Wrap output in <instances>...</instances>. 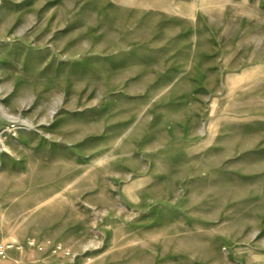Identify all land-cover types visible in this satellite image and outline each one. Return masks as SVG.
Listing matches in <instances>:
<instances>
[{
  "label": "rangeland",
  "instance_id": "rangeland-1",
  "mask_svg": "<svg viewBox=\"0 0 264 264\" xmlns=\"http://www.w3.org/2000/svg\"><path fill=\"white\" fill-rule=\"evenodd\" d=\"M0 146L47 264H264V0H0Z\"/></svg>",
  "mask_w": 264,
  "mask_h": 264
},
{
  "label": "crops",
  "instance_id": "crops-1",
  "mask_svg": "<svg viewBox=\"0 0 264 264\" xmlns=\"http://www.w3.org/2000/svg\"><path fill=\"white\" fill-rule=\"evenodd\" d=\"M47 254L37 253L33 247H28L25 251L22 248H15L9 251L5 257L0 256V264H47L48 262L40 260L41 256Z\"/></svg>",
  "mask_w": 264,
  "mask_h": 264
},
{
  "label": "built area",
  "instance_id": "built-area-1",
  "mask_svg": "<svg viewBox=\"0 0 264 264\" xmlns=\"http://www.w3.org/2000/svg\"><path fill=\"white\" fill-rule=\"evenodd\" d=\"M10 129H11V131H16L17 123L12 122ZM15 248H22V247L16 246L14 244H4L0 240V256L1 257H5L9 251H11L12 249H15ZM33 250L37 253H48L49 255H52L54 257L57 255H60V254H64V255H68V256L71 255V251L67 250V248L64 247L62 244H54L52 249H47L44 246H34Z\"/></svg>",
  "mask_w": 264,
  "mask_h": 264
},
{
  "label": "bare ground",
  "instance_id": "bare-ground-1",
  "mask_svg": "<svg viewBox=\"0 0 264 264\" xmlns=\"http://www.w3.org/2000/svg\"><path fill=\"white\" fill-rule=\"evenodd\" d=\"M0 149H1V146H0ZM228 164H230V163H228ZM228 164H227V165H228Z\"/></svg>",
  "mask_w": 264,
  "mask_h": 264
}]
</instances>
